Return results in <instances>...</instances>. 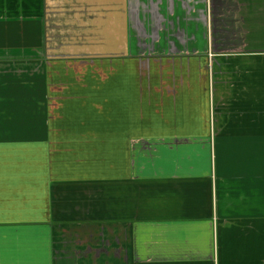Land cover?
<instances>
[{
    "label": "crops",
    "instance_id": "crops-1",
    "mask_svg": "<svg viewBox=\"0 0 264 264\" xmlns=\"http://www.w3.org/2000/svg\"><path fill=\"white\" fill-rule=\"evenodd\" d=\"M0 264H264V0H0Z\"/></svg>",
    "mask_w": 264,
    "mask_h": 264
}]
</instances>
